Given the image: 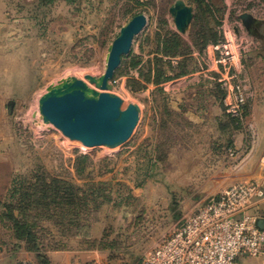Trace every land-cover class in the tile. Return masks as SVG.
<instances>
[{"label": "rangeland", "instance_id": "rangeland-1", "mask_svg": "<svg viewBox=\"0 0 264 264\" xmlns=\"http://www.w3.org/2000/svg\"><path fill=\"white\" fill-rule=\"evenodd\" d=\"M6 1L13 18L29 22L32 30L25 44L12 47L21 59L19 70L13 68L19 76L0 110V264H10L17 249L13 219L33 223L45 250L98 249L104 264H135L202 199L239 181L232 180L229 167L236 160L226 143L215 146V157L204 144L209 130L189 125L195 108L190 93L187 86L178 93L173 56L157 49L158 38L174 31L168 11L174 0ZM185 1L194 11L180 38L186 51L204 35L220 36L227 11L229 23L245 11L264 15V0H207L221 8L219 19L208 21L207 9ZM137 13L147 23L108 88L123 106L139 107L130 137L114 147L85 146L43 121L39 97L72 77L101 75L112 40ZM157 67L164 78L157 79Z\"/></svg>", "mask_w": 264, "mask_h": 264}, {"label": "crops", "instance_id": "crops-1", "mask_svg": "<svg viewBox=\"0 0 264 264\" xmlns=\"http://www.w3.org/2000/svg\"><path fill=\"white\" fill-rule=\"evenodd\" d=\"M9 8L6 0H0V110L14 93L13 78L19 76L18 73H14L13 68L19 70L21 59L19 52L14 51L12 47L25 44V37L30 38L32 30L29 22L21 24L19 19L13 18L16 14L12 8ZM245 12L251 15L247 18L246 23L240 18L243 12L237 14L235 20L233 16H230L233 22L229 23L227 21L228 11L224 13V22L226 24L236 22V33L250 43L249 50L243 54L245 76L250 90L245 123L254 126L257 140L248 159L241 164L236 163L230 166L229 169H232L234 174L232 180L254 179L261 181L264 186V15L258 16L251 11ZM25 27L27 34H25V30L23 31ZM174 30L183 37L187 34V31L185 33L178 32L175 27ZM212 44L209 42L201 49L191 46L186 54L173 56L171 64L175 72L183 70L172 80L173 86L178 93H181L180 91H183L187 86L186 90L190 93L189 105L194 104L195 107L193 116L189 118V125L199 130L201 128L209 130L204 144L207 146L209 154L216 157V145L230 140L238 151H242L249 136L245 123H242V126L233 125L223 111L221 89L215 86L212 81V77L215 75L214 66L210 61ZM201 82L203 85L197 87V84ZM198 88L201 91L200 94L204 95L203 98L201 96L202 99H199L197 95ZM227 184L229 182L225 181L223 186ZM258 213L260 223L264 224V198L258 204ZM44 252L49 264H104L105 258L102 251L98 249H44ZM13 253L10 264H15L20 259L31 260L39 264L35 253L26 247L24 241L18 242L17 249ZM236 264H264V255L240 256L237 258Z\"/></svg>", "mask_w": 264, "mask_h": 264}, {"label": "built area", "instance_id": "built-area-1", "mask_svg": "<svg viewBox=\"0 0 264 264\" xmlns=\"http://www.w3.org/2000/svg\"><path fill=\"white\" fill-rule=\"evenodd\" d=\"M236 27V22L226 24L223 20L220 38L211 46L210 61L215 72L212 79L222 91L224 113L245 123L250 90L243 54L250 43L236 33ZM245 125L249 137L244 149L226 147L237 164L248 159L257 140L254 126ZM263 198L264 186L254 179L239 180L205 197L168 235L143 253L140 264H236L240 256L264 255V226L258 213ZM15 264L36 263L20 259Z\"/></svg>", "mask_w": 264, "mask_h": 264}, {"label": "water", "instance_id": "water-1", "mask_svg": "<svg viewBox=\"0 0 264 264\" xmlns=\"http://www.w3.org/2000/svg\"><path fill=\"white\" fill-rule=\"evenodd\" d=\"M168 11L175 29L185 33L194 15L192 4L174 0ZM250 16L243 12L240 18L246 23ZM146 23L143 13L131 16L109 46L103 73L99 76L84 75L98 90L91 89L82 79L72 77L44 92L38 99L43 121L53 124L64 135L85 146L114 147L125 142L137 124L139 107L132 102L123 106L121 97L109 92L108 88L122 56L130 51L134 37ZM11 104L8 102L9 111ZM260 225L264 226L263 223Z\"/></svg>", "mask_w": 264, "mask_h": 264}, {"label": "trees", "instance_id": "trees-1", "mask_svg": "<svg viewBox=\"0 0 264 264\" xmlns=\"http://www.w3.org/2000/svg\"><path fill=\"white\" fill-rule=\"evenodd\" d=\"M199 4L200 7H204L205 9H207L210 12V17L211 18H207L208 21H211L209 19H212L214 21H216L217 19H219L220 13H221V8L219 6H215L210 3L207 0H196ZM182 36L180 34H178L175 30L171 31L170 34H167L165 36L162 35V37L158 38V42L157 43V49L160 50L161 52H163V54L165 55H169V56H175L178 54H186L189 50L186 51L182 50L181 46V38ZM220 36H218V34L216 32H214L212 34V36H203V38L197 43H195V46L199 49L203 48L207 43L212 42L215 43L219 40ZM138 62V60H135L132 65H135ZM183 70L180 69L178 73L182 72ZM156 77L157 79H161L164 78V72L163 70L160 69V67H157L156 69ZM219 87V86H218ZM221 98H222V91H221ZM246 107L245 106V115L247 113L246 111ZM226 115V114H225ZM227 116V115H226ZM229 122L232 121L233 125L235 126H242V122L238 119L235 118H230L228 117ZM233 145L232 142L230 140H228V142H226V147ZM12 226L14 229V234H15V239L17 240V242L19 241H24L26 244V247L33 251L36 255V258L38 260L39 264H49L48 258L46 253L44 252V249L40 246V243L38 241L39 237L38 234L36 233V231L33 229V223L29 222V221H18L17 219H13L12 221ZM142 259V256L140 258H138L136 260L135 264H140Z\"/></svg>", "mask_w": 264, "mask_h": 264}, {"label": "bare ground", "instance_id": "bare-ground-1", "mask_svg": "<svg viewBox=\"0 0 264 264\" xmlns=\"http://www.w3.org/2000/svg\"><path fill=\"white\" fill-rule=\"evenodd\" d=\"M92 75V74H91ZM79 79H81V78H79ZM86 84H89V82H88V80H87V78H85V80L84 79H82ZM123 104V103H122Z\"/></svg>", "mask_w": 264, "mask_h": 264}]
</instances>
